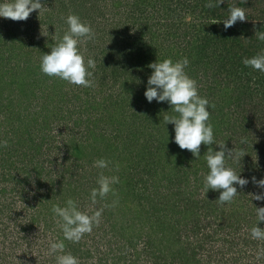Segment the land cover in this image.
I'll list each match as a JSON object with an SVG mask.
<instances>
[{"label":"rangeland","instance_id":"1","mask_svg":"<svg viewBox=\"0 0 264 264\" xmlns=\"http://www.w3.org/2000/svg\"><path fill=\"white\" fill-rule=\"evenodd\" d=\"M209 2L43 0L47 10L25 20L0 18V264H56L52 240L79 264H264V239L251 235L264 228V200L253 198L264 187L251 179L264 178V73L242 62L264 49L255 35L264 0ZM233 5L247 19L213 23ZM70 13L94 30L78 45L95 60L88 87L39 67ZM168 57L188 58L215 142L239 154L226 163L249 182L231 201L205 194L203 155L219 145L202 143L200 156L180 149L163 119L171 105L143 95L148 64ZM99 158L107 168L94 166ZM101 172L119 182L92 205ZM68 198L89 214L102 209L79 241L63 237L52 212Z\"/></svg>","mask_w":264,"mask_h":264},{"label":"clouds","instance_id":"2","mask_svg":"<svg viewBox=\"0 0 264 264\" xmlns=\"http://www.w3.org/2000/svg\"><path fill=\"white\" fill-rule=\"evenodd\" d=\"M221 0H218V4ZM212 6L211 0L208 4ZM43 0H0V18L11 20H25L34 10L39 12L47 10ZM244 21L245 9L236 5L228 9V16L223 20H214L213 23L223 22L224 27L232 26L237 20ZM68 25L67 31L62 36L56 37V43L52 44L50 51L41 53L40 71L48 76H55L70 84L91 86L93 75L91 68L95 67V60L85 56L78 45L83 40L92 39L94 30L92 26L81 20L79 15L70 13L65 18ZM258 39L264 40V32L255 33ZM243 64L264 73V49L251 57L243 58ZM189 60L182 57L173 61L171 57L155 60L148 64L152 69L147 78V84L143 93L148 102L155 99L157 102H167L171 105V114L165 111L163 117L165 124L173 125L172 141L180 149L189 150L193 156H200V145H219L218 150L208 147L204 153V159L208 171L203 176V184L206 192L209 189L219 191L218 201L221 203L231 201L237 194V187L246 185L249 180L237 174L228 166L226 157L234 160L239 159V154L234 148H227L225 142L216 143L213 134V125L209 121V101L206 97L198 94L197 82L190 77L185 68ZM57 131V130H56ZM167 133V131H166ZM169 135L167 133V141ZM242 139V143H243ZM0 143L7 144L4 140ZM227 153V155H226ZM109 161L99 158L94 161V166L99 169L107 168ZM252 182L258 187H264V178L257 180L252 177ZM119 182L116 175H105L101 172L97 178V187H93L89 199L95 205L97 196L104 197L114 191L113 185ZM254 199L264 200V193L254 194ZM107 206V205H106ZM258 221H264V206L256 207ZM57 224L62 230L63 237L67 240L79 241L84 233L91 232L93 225L99 223L102 209H95L89 214L77 206V202L68 198L63 206L52 205ZM258 223V222H257ZM251 235L255 239H264V228L257 224L251 228ZM63 240H52L49 243V252L56 253V264H79L78 257L71 252L64 251Z\"/></svg>","mask_w":264,"mask_h":264}]
</instances>
